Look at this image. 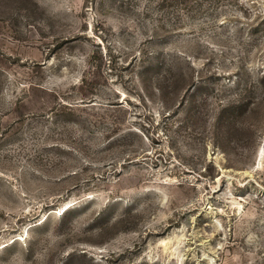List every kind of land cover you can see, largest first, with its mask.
Here are the masks:
<instances>
[{
	"label": "rangeland",
	"instance_id": "obj_1",
	"mask_svg": "<svg viewBox=\"0 0 264 264\" xmlns=\"http://www.w3.org/2000/svg\"><path fill=\"white\" fill-rule=\"evenodd\" d=\"M0 264H264V0H0Z\"/></svg>",
	"mask_w": 264,
	"mask_h": 264
},
{
	"label": "bare ground",
	"instance_id": "obj_2",
	"mask_svg": "<svg viewBox=\"0 0 264 264\" xmlns=\"http://www.w3.org/2000/svg\"><path fill=\"white\" fill-rule=\"evenodd\" d=\"M68 209L70 210V209H71V207H69ZM68 209H67V210H68Z\"/></svg>",
	"mask_w": 264,
	"mask_h": 264
}]
</instances>
